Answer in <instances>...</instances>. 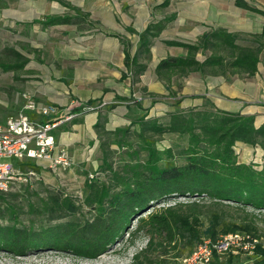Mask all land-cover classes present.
<instances>
[{"label": "trees", "instance_id": "1", "mask_svg": "<svg viewBox=\"0 0 264 264\" xmlns=\"http://www.w3.org/2000/svg\"><path fill=\"white\" fill-rule=\"evenodd\" d=\"M47 1L58 3L74 15H49L33 21L43 28L75 25L89 18V14L82 13L65 0ZM234 4L264 16L263 11L251 7L244 0H235ZM169 5L170 0H164L153 10L166 9ZM175 18V14H171L153 20L140 32L124 27L126 33L138 39L133 54L129 39L110 35L118 38L123 46L124 67L133 84L147 69L153 40ZM239 37L224 28H217L203 33L193 43L164 41L167 47L180 48L185 54L160 60L155 67V75L165 84L171 97H175V93L170 91L171 81L192 73L252 77L257 73L259 56L264 49V28L258 36L263 40L258 48L239 45ZM199 53L205 55L203 61L197 60ZM26 64L27 59L13 48H4L0 54V69L4 73L11 72L15 80L19 79L18 73ZM125 77L126 73L122 75L123 79ZM94 103L89 101L85 106L91 107ZM179 103L177 101V109L168 114L166 123L145 119V115L136 122L139 149L146 153L143 162L138 160L139 150H133V145L127 141L128 128H118L109 133L114 137L112 143L118 148L125 146L127 157L135 162L128 163V173L119 176L107 164L111 155L109 145L101 144L102 164L110 169L116 187L114 190L111 186H99L95 182L86 184L89 193L84 203L95 209L91 219L69 220L34 229L19 226L17 215L10 210L9 221L0 224V252L11 257H23L30 252L57 251L77 259L92 260L123 240L125 234L130 237L129 244H133L137 234L146 229L152 237L147 247L134 255V262H138L155 245L153 236L163 237L172 250L181 245L189 254L203 239L216 241L220 236L231 233L255 234L254 221L245 218L236 223L213 213L203 221L202 202L215 207H235L243 213L247 210L264 213V166L256 169L251 164L239 162L234 150L236 143H243L264 151V123L256 127L253 116L227 113L211 107L184 110L178 108ZM94 128L98 129L100 125ZM165 134L187 137V146L177 156L171 150L159 152L149 135L161 137ZM177 159L181 163L178 164ZM19 167L36 173L40 170L30 162L19 163ZM177 199L189 202L183 204L176 202ZM170 200L175 201L171 204L168 203ZM50 202L49 210L56 215L66 213L75 216L79 211L71 200L59 195L51 196ZM0 215L3 218V211ZM133 219L136 220V228L131 231L129 226ZM158 246L161 248L162 243L159 242ZM146 261L153 264L150 259ZM211 264L232 263L231 259L214 257ZM249 264H264V248L256 247Z\"/></svg>", "mask_w": 264, "mask_h": 264}, {"label": "rangeland", "instance_id": "2", "mask_svg": "<svg viewBox=\"0 0 264 264\" xmlns=\"http://www.w3.org/2000/svg\"><path fill=\"white\" fill-rule=\"evenodd\" d=\"M19 1L21 0H0L1 11L3 8H9L10 5H13L15 2ZM23 1L28 3L29 9L34 10L35 17L41 18L47 14L51 16L73 14V12L62 7L56 2H50L47 0ZM65 1L76 5H82V3H85L86 6H91L94 12H103V9L99 8V1L107 2L108 12L101 23H99V21H94L93 18L89 17L87 20H85V22H79L78 24H82L85 28H95L98 26L107 32L117 31L119 34L130 38L131 42L133 41V43L137 41V37L126 33L124 30L125 25H128L135 31L140 32L145 26L146 22L143 20L138 22L134 15H129L127 12L130 11L133 14L136 10L141 11L144 10V8H146L148 11H153V14L155 15L153 20L159 18L162 19L163 17L169 16L171 14H175L176 16L175 20L169 23L161 35L154 40L159 45L164 44L163 41L193 43L203 33L222 27L231 31V33L238 34L240 37L237 43L241 46L258 48L259 44L263 42V40L259 39L258 36L262 33L264 28V16L236 7L234 4L235 0H170V5L166 9L159 10H153V7L160 4L164 0ZM244 1L251 7L264 12V0ZM134 7L139 9H135ZM35 10L38 11L37 14L35 13ZM0 18H2V16H0ZM4 20L5 19L2 18V22H4ZM153 20L151 19V21ZM0 29L2 28L0 27ZM2 30H4V28ZM18 36L19 35H17V37ZM17 37L15 38L9 35L6 36L3 32L0 33V54L4 48L9 47L13 48L17 52H21L20 42ZM174 48L175 47H172V49L169 50L174 53ZM206 54L208 55L209 53ZM204 58V54L199 53L197 55L198 61H203ZM259 59L260 62L258 64V71L254 76L246 77L233 75L226 79L228 85L235 90V94L237 96L243 97L244 93H252L253 100L255 97L257 100H264V49L261 50ZM31 60L34 61L35 58ZM21 76H23L22 71L18 73L19 79L15 80L11 72L4 73L0 69V116H5L4 123L9 117L15 116L19 111V108L15 109V111H12L15 107L13 102L15 98H17L19 105L22 103V100H24L22 97L23 95L16 94L18 91H20L21 83L24 81L21 79ZM206 77L209 78L217 76H205L204 78ZM218 77L224 79L226 78V76ZM178 80L179 79H174L172 92L175 93L176 98L177 96L181 97L177 100L181 102L183 98L189 99L190 93L186 94V96L181 94V90L177 82ZM217 81L218 80H216V82ZM210 93V96L212 97L214 94L218 95L217 90ZM193 94L194 93H191V95ZM191 97L194 98V96ZM139 102L142 103V100ZM97 106L99 111L98 120L100 128H93V134H88V136L85 138L87 140L88 146L85 148L82 155V162L77 165V168H74V160L70 157L73 160V166L66 170L59 169L57 171H51L43 167L44 164L42 162L34 163L31 161L30 163L35 164L38 168H41L43 173H46L48 177H46L44 180L37 173V178H33L28 183L19 181L13 186L9 193L2 194L0 196V211H3V218L0 215V224H6L9 221L8 219L10 210H13L17 215L19 226L27 228L31 227L34 229L54 226L75 219L84 221L91 219L95 215L94 207L86 206L84 203V200L89 193L86 184L89 182H95L99 186L108 185L113 187V189L116 187L112 182L113 179L110 169L102 164L103 156L101 152V144L106 143L109 145L111 155L107 164L111 167V170L115 173H118L119 176H124L128 173V170L126 169V165L128 163L135 162V160L131 161V159L127 157V148L125 146L118 148L117 145L112 143L114 141V137L109 134L111 131L105 128V122L102 120L108 110H110V106L114 105H104L102 102H98ZM176 107L177 106L175 105V108ZM179 107L180 103L178 108ZM78 108L82 109L84 106L76 103V105H69L65 108H62L61 112L64 115L63 119L66 116H72V118L65 120L71 121L75 117L73 111ZM63 119L60 118L59 120ZM76 122H78V120H76ZM160 122L166 123V120H160ZM135 124H129L121 128L129 129V133L126 137L127 141L133 145V150H139L140 153L138 160L143 162L146 159V153L145 151L139 149L140 141L136 136L138 127ZM149 137L154 140V145L159 152L171 150L174 156H177L178 153L187 146L188 142L187 137H180L177 134H165L161 137H152L149 135ZM234 150L240 162L246 161L247 164L254 166L260 164L259 161L261 160V151H255L254 147L251 148L250 153L248 156L244 157V159L242 157L244 152L241 149L236 147ZM177 163H181V160L177 159ZM19 169L22 172L30 171L22 169L21 167H19ZM90 176H92V178H90ZM58 195L62 198L71 200L72 203L77 208H79V211L75 216L66 213H59V215H56L49 210V207L51 206L50 197ZM174 201L175 200H170L168 203L172 204ZM176 202L186 204L189 201L187 199H177ZM202 205V210L204 212L202 217L203 221L213 213L220 214L223 218L230 222L239 223L244 218L245 220L254 221L256 228L255 234L252 235L250 233H238L241 236H251L257 240V244L253 246L252 253L249 254L243 249L246 242L242 241L240 242V246H238V248L242 247V249L238 253L227 254L222 257V260L231 259L232 264H249L251 258L254 255L256 247L261 246L264 248V213H255L251 210H247L243 213L235 207H215L210 205L208 202H202ZM158 207L159 206L156 208ZM246 214H253V216L245 217ZM129 228L131 231L135 230V219L131 220ZM151 237L152 235L150 232L146 229H143L137 234L136 238L134 239V243L129 244L130 237L125 234L123 240L115 244L106 253L92 260L77 259L69 254L59 253L57 251L30 252L23 257H11L3 252H0V264H150L146 261V259H150L153 264H180L181 257L187 254V252L182 249L181 245L172 250L171 247H169L168 244L163 241V237L153 236L155 245L150 250H148L146 254L141 256L138 262H134V255L147 247L146 245ZM221 237L222 236L219 238ZM159 242L162 243L161 248L158 246ZM194 248H192V250Z\"/></svg>", "mask_w": 264, "mask_h": 264}, {"label": "crops", "instance_id": "3", "mask_svg": "<svg viewBox=\"0 0 264 264\" xmlns=\"http://www.w3.org/2000/svg\"><path fill=\"white\" fill-rule=\"evenodd\" d=\"M68 3L82 13L89 14V17L99 23L108 12L107 2H98L103 12H94L93 8L86 6L85 3L82 5ZM35 13L37 14L38 11L35 10ZM127 13L134 15L138 22L145 21V26L155 18L153 11H148L146 8L141 11L136 10L133 14L130 11ZM64 15L74 14L54 16ZM0 16L5 19L2 22L0 18V27L4 28V30L0 29V33L15 38L19 35L17 37L20 42L19 53L27 59L21 76L24 81L16 94H25L40 105L59 108L60 114L57 118H53L54 120L63 118L62 108L76 103L84 106L73 111L75 117L71 121H63L54 130L57 144L74 160V168L82 162V155L88 146L85 138L88 134H93L94 126L99 124L98 102L114 105L102 119L105 128L111 132L135 124L144 115L148 120H166L168 114L176 110L175 103L181 97L177 95V98L171 97L154 70L158 62L167 56L185 54L182 49L174 48L175 52L172 53L169 50L172 47L159 45L153 40L147 69L140 76L139 81L133 84L131 76L124 67L123 46L118 38L110 36L112 34L123 36L117 31L107 32L98 26L85 28L82 24L43 28L33 21L49 15L35 17L34 10L29 9L28 3L23 0L15 2L9 8H3L2 11L0 8ZM125 27L129 26L125 25ZM227 32L231 33L229 30ZM130 43L133 54L138 39L135 43L130 40ZM33 58L34 61L31 60ZM124 73L126 77L123 79ZM204 77L199 73H192L187 77L178 78L181 94L186 96L190 93L189 99L182 97L180 109L211 107L227 113L253 116L256 127L264 123V100H257L256 97L253 100L252 93H244L243 97L237 96L235 90L227 83L226 79L230 78L229 75L225 79L218 76ZM173 83L174 79L171 81L170 91H173ZM215 90L218 91V95L210 96V92ZM140 100L142 103L139 102ZM89 101L96 103L86 107ZM13 102L15 107L12 111L17 108L20 111L25 104V100H22L19 105L17 98ZM30 115L41 123L46 121L36 113ZM4 117L0 116V123H4ZM236 147L244 152L243 159L248 156L252 148L243 143H236ZM241 163L247 164L246 161ZM39 169V176L45 180L47 174Z\"/></svg>", "mask_w": 264, "mask_h": 264}, {"label": "built area", "instance_id": "4", "mask_svg": "<svg viewBox=\"0 0 264 264\" xmlns=\"http://www.w3.org/2000/svg\"><path fill=\"white\" fill-rule=\"evenodd\" d=\"M22 97L25 100L22 109L0 124V194L9 193L19 181L28 183L38 177L34 171H20L19 163L42 162L43 167L51 171L66 170L73 166V160L58 146L53 134L59 124L72 116L54 120L60 114L59 108L40 105L27 95ZM30 113H36L46 121L41 123L32 118ZM254 149L261 151L260 164L253 165L260 169L264 166V151L260 147ZM242 241L246 242L243 249L251 254L253 246L257 244L256 239L238 233L228 234L216 241L203 239L189 254L181 257L180 264H211L214 257L222 259L227 254L238 253L242 249L238 248Z\"/></svg>", "mask_w": 264, "mask_h": 264}]
</instances>
